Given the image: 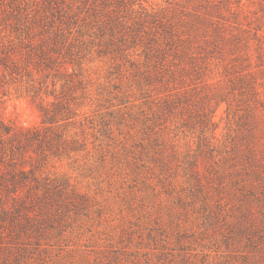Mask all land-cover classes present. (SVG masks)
<instances>
[{
	"label": "trees",
	"instance_id": "trees-1",
	"mask_svg": "<svg viewBox=\"0 0 264 264\" xmlns=\"http://www.w3.org/2000/svg\"><path fill=\"white\" fill-rule=\"evenodd\" d=\"M0 11L10 31L0 32V88L24 83L40 119L22 127L0 113V264H51L53 250L74 258L73 225L109 205L48 166L93 175L89 157L125 187L114 205L128 223L163 191L202 231L264 241V0H0ZM89 63L105 69L108 115L92 149L77 111L92 94ZM126 247L110 256L98 245L92 263L135 264Z\"/></svg>",
	"mask_w": 264,
	"mask_h": 264
},
{
	"label": "rangeland",
	"instance_id": "rangeland-1",
	"mask_svg": "<svg viewBox=\"0 0 264 264\" xmlns=\"http://www.w3.org/2000/svg\"><path fill=\"white\" fill-rule=\"evenodd\" d=\"M162 1L149 0L153 4ZM2 17L3 12L0 11V32L7 38L10 35L8 21H4ZM85 69L84 76L88 79L92 78V94L89 99L82 100L83 104L77 108V111L79 118L84 120V129L88 134L87 140L92 149V144L95 143H92L91 135L100 124V115L108 118L106 103L97 91L98 84L104 83L106 75L105 69L99 64H86ZM6 79L8 81L3 85L4 87L0 88V113L4 121L22 127L39 126L40 119L36 105L30 101L29 96L24 94L25 84ZM223 112V105L219 106L215 112V119L219 124L217 129L219 135L223 133L225 125L224 120H221L224 116ZM76 129L73 128L71 131ZM179 145L183 147L184 141H179ZM88 166L99 180L96 187L92 183L94 178H90L93 175L85 173L86 176H78V173L65 161L48 166L50 173H67L73 179L77 178L81 191L92 195L96 193L95 197L101 203L100 205H109L101 217L91 216L87 218L89 221H84L79 228L73 225L74 236L69 243H75L76 248L74 245L70 246L73 250L71 255L74 258L71 259L70 254L60 255L62 251L53 250L51 264H69L70 261H74L73 264L92 263L97 256L98 245H101L104 250H109L110 256H114L119 254L115 250L129 244L130 247L126 248L134 253L129 255L130 253L127 252V261L134 260L135 264H256L264 256V241H255L256 245L251 246L245 238L234 237L223 227L202 231L192 211L184 213L180 208H174L172 200L166 199L163 191L154 200L146 203L147 205L140 206L135 215L136 221H132L135 219L131 218L132 220L130 219L128 223V213L114 205L117 195L125 187L121 186L117 179H110L100 171L96 172L97 168L93 165L91 157L88 159ZM138 194H144V191ZM123 227L127 230L120 238ZM148 227L155 233L151 239L147 238ZM256 248L261 249V255L255 251ZM80 254L86 256L83 263L79 262ZM123 259V254H120L118 260L122 262Z\"/></svg>",
	"mask_w": 264,
	"mask_h": 264
}]
</instances>
